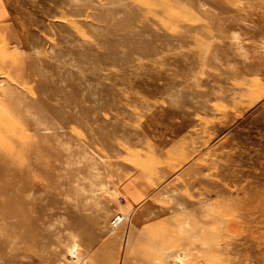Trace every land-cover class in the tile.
I'll use <instances>...</instances> for the list:
<instances>
[{"label": "rangeland", "instance_id": "rangeland-1", "mask_svg": "<svg viewBox=\"0 0 264 264\" xmlns=\"http://www.w3.org/2000/svg\"><path fill=\"white\" fill-rule=\"evenodd\" d=\"M0 264H264V0H0Z\"/></svg>", "mask_w": 264, "mask_h": 264}, {"label": "built area", "instance_id": "built-area-1", "mask_svg": "<svg viewBox=\"0 0 264 264\" xmlns=\"http://www.w3.org/2000/svg\"><path fill=\"white\" fill-rule=\"evenodd\" d=\"M119 219L121 220V218L117 216V218L113 220L114 221L113 223L114 224L118 223L119 222Z\"/></svg>", "mask_w": 264, "mask_h": 264}, {"label": "bare ground", "instance_id": "bare-ground-1", "mask_svg": "<svg viewBox=\"0 0 264 264\" xmlns=\"http://www.w3.org/2000/svg\"><path fill=\"white\" fill-rule=\"evenodd\" d=\"M118 217H120V218L123 220V217H122V216H119V215H118ZM119 220H120V219H119Z\"/></svg>", "mask_w": 264, "mask_h": 264}]
</instances>
